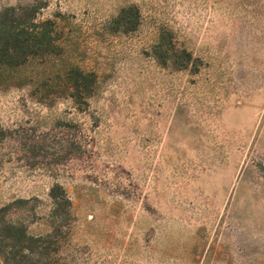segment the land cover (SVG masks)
<instances>
[{"label":"rangeland","instance_id":"obj_1","mask_svg":"<svg viewBox=\"0 0 264 264\" xmlns=\"http://www.w3.org/2000/svg\"><path fill=\"white\" fill-rule=\"evenodd\" d=\"M0 21L27 32L0 65V264H264V0Z\"/></svg>","mask_w":264,"mask_h":264},{"label":"trees","instance_id":"obj_2","mask_svg":"<svg viewBox=\"0 0 264 264\" xmlns=\"http://www.w3.org/2000/svg\"><path fill=\"white\" fill-rule=\"evenodd\" d=\"M24 35H27L25 28L0 21V65L5 67V70L14 72L22 65V62L16 59L23 58L25 53L26 41L22 39ZM32 37L35 39L37 33L32 34ZM45 37L48 41L51 40L49 35Z\"/></svg>","mask_w":264,"mask_h":264}]
</instances>
